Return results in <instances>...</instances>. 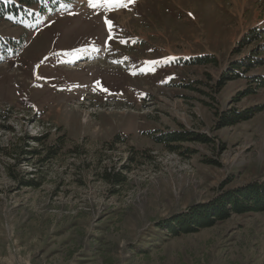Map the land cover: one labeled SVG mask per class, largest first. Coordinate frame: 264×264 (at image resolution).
I'll return each instance as SVG.
<instances>
[{"label": "rangeland", "instance_id": "obj_1", "mask_svg": "<svg viewBox=\"0 0 264 264\" xmlns=\"http://www.w3.org/2000/svg\"><path fill=\"white\" fill-rule=\"evenodd\" d=\"M39 1L0 18V264H264V211L161 227L264 183V0Z\"/></svg>", "mask_w": 264, "mask_h": 264}, {"label": "trees", "instance_id": "obj_2", "mask_svg": "<svg viewBox=\"0 0 264 264\" xmlns=\"http://www.w3.org/2000/svg\"><path fill=\"white\" fill-rule=\"evenodd\" d=\"M19 5H16L14 2H6L5 0H0V18L6 17L9 15H15L18 12L19 8H23V5L31 7L39 3V0H17ZM31 9V8H30ZM261 31H264L261 30ZM260 33L255 32L251 34L253 39H258L257 37ZM264 34V33H262ZM209 58L197 59L196 63H209ZM211 61H215V58H210ZM247 67L252 66L251 64H244ZM238 62L234 64L232 71L233 74H225L222 80H220V87L226 83L229 79H236L240 77L238 72L242 66ZM242 69H244L242 67ZM262 82V81H261ZM254 113L251 111H237L230 109L229 111H224L219 116L220 122L219 127H225L234 125L241 121L247 120L252 117ZM124 138L120 135H116V142H120ZM158 141H164L162 137L157 136ZM168 139L171 141H196V142H211V138L204 134H194L186 132H176L168 136ZM54 152L49 151V156L52 157ZM115 176L116 183H122L124 181L123 176L116 174H111L105 172L106 180L110 181L111 177ZM33 182V181H32ZM33 185L34 182L32 183ZM250 211H264V183L255 182L250 183L234 192H230L225 196L219 198L214 203L210 204H199L197 206H192L187 209L184 213L179 214L173 220L165 222L161 227L167 229L169 233L174 236H179L183 233L196 232L202 227L213 226L216 221L227 219L230 216V213H246ZM163 228V229H164Z\"/></svg>", "mask_w": 264, "mask_h": 264}, {"label": "snow or ice", "instance_id": "obj_3", "mask_svg": "<svg viewBox=\"0 0 264 264\" xmlns=\"http://www.w3.org/2000/svg\"><path fill=\"white\" fill-rule=\"evenodd\" d=\"M87 3L89 5V7H91L92 9H97V8H105L107 11H114V10H118V9H126L129 7L130 4L135 3V0H87ZM189 15H191V13H189ZM104 23L108 26V40L111 41L114 39L113 36V22L112 20H110L107 16H105L104 18ZM126 40H121L120 43H126ZM135 42V41H133ZM79 51V49L77 50ZM150 51H152L150 49ZM78 59V57H77ZM127 59V57H125V60ZM176 59H178L177 57L174 56H169V57H162L159 59H155V60H148L145 61V66L144 68H141L140 71L144 72H155L156 71V66L158 65H166V64H170L173 61H175ZM115 63H121V61H114ZM132 75H136V71L133 70L132 71ZM172 77H168V79H171ZM95 87L93 88V91H103L105 93H107L109 91V89H107L106 87H104L100 81H96L95 82ZM79 86V85H77Z\"/></svg>", "mask_w": 264, "mask_h": 264}]
</instances>
